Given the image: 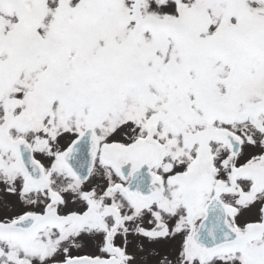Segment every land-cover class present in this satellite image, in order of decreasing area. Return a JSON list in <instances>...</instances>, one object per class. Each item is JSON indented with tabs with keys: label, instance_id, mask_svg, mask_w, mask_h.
Masks as SVG:
<instances>
[{
	"label": "snow or ice",
	"instance_id": "obj_1",
	"mask_svg": "<svg viewBox=\"0 0 264 264\" xmlns=\"http://www.w3.org/2000/svg\"><path fill=\"white\" fill-rule=\"evenodd\" d=\"M0 264H264V0H0Z\"/></svg>",
	"mask_w": 264,
	"mask_h": 264
}]
</instances>
